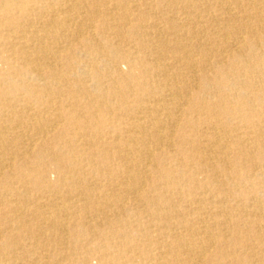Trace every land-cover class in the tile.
I'll list each match as a JSON object with an SVG mask.
<instances>
[{
    "label": "bare ground",
    "instance_id": "bare-ground-1",
    "mask_svg": "<svg viewBox=\"0 0 264 264\" xmlns=\"http://www.w3.org/2000/svg\"><path fill=\"white\" fill-rule=\"evenodd\" d=\"M0 264H264V0H0Z\"/></svg>",
    "mask_w": 264,
    "mask_h": 264
}]
</instances>
